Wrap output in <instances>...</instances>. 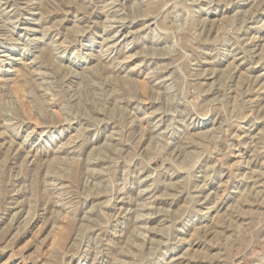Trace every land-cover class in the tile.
Listing matches in <instances>:
<instances>
[{
	"label": "rangeland",
	"instance_id": "374dc122",
	"mask_svg": "<svg viewBox=\"0 0 264 264\" xmlns=\"http://www.w3.org/2000/svg\"><path fill=\"white\" fill-rule=\"evenodd\" d=\"M0 264H264V0H0Z\"/></svg>",
	"mask_w": 264,
	"mask_h": 264
}]
</instances>
